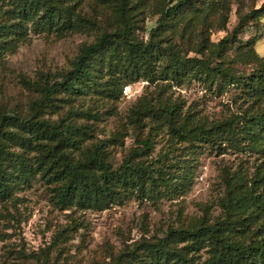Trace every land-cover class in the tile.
<instances>
[{
	"label": "rangeland",
	"instance_id": "rangeland-1",
	"mask_svg": "<svg viewBox=\"0 0 264 264\" xmlns=\"http://www.w3.org/2000/svg\"><path fill=\"white\" fill-rule=\"evenodd\" d=\"M178 1L126 0L133 38L147 43L154 32V41L163 48L171 45L181 57L210 59L232 79L207 78L196 70L174 76L166 69L167 56H160L144 76L145 69L112 65L105 57L93 67L96 87L81 95L57 92L43 102V90L61 81L83 47L123 27V0H65L62 5L70 10L58 17L59 22L44 29L26 21L20 33L4 39L0 119L6 114L28 120L37 113L40 120L53 124L66 121L75 126L78 142L59 152L73 163L101 146L113 169L131 156L161 171L165 181L160 186L147 183L142 190L123 189L106 207L85 209L75 201H59L57 188L63 180L54 173L61 167L48 171L46 158L55 141L45 139L29 147L12 143L10 151L32 170L22 175L19 162H7L13 183L10 197L0 200V264H115L122 253L143 240L163 238L170 229L224 220L229 188L264 190V134L258 135L257 148L242 134L249 118L264 113V90L250 81L263 73L264 0H194V7L163 22L162 12ZM22 3L0 0V21L20 23L17 5ZM229 38L221 55L211 59ZM121 44L125 48L122 40ZM39 102L40 108L35 105ZM168 106L177 107L172 119L179 135L172 132L164 113ZM145 109L153 113L136 117ZM221 124L226 125L210 135L197 131ZM251 213L245 227L228 226L224 237L246 245L257 240L264 244V209L252 207L242 216ZM191 256L195 264H220L211 261L210 248Z\"/></svg>",
	"mask_w": 264,
	"mask_h": 264
},
{
	"label": "trees",
	"instance_id": "trees-1",
	"mask_svg": "<svg viewBox=\"0 0 264 264\" xmlns=\"http://www.w3.org/2000/svg\"><path fill=\"white\" fill-rule=\"evenodd\" d=\"M17 1H23L22 4L17 5L19 10L16 19L21 21L20 23L0 21V50L3 48L4 39L20 33L21 27L26 21L36 23L38 27L46 29L59 22L58 17L67 15L70 10L62 5L65 0H59L58 4L55 3L56 0ZM123 2L120 6L119 17L123 27L114 33L103 35L96 43L83 47L75 59L72 69L61 76V81L55 82L43 90V102L49 100L57 92L81 95L89 91L90 88L96 87L95 82H92L93 67L97 61L104 60L105 57L112 65L126 63L127 67L131 66L133 69H145L147 72L144 76L152 70L155 63L160 61V56H167L166 69L174 76H182L183 73L196 70L197 75L205 74L207 78L232 79L233 76L227 70L220 67L219 64L213 65L214 62L210 59L181 57L171 45L163 48L159 41H154V32L147 43L135 40L132 36L134 26L130 25L126 15V0ZM194 6V0H179L175 6L162 12L163 22L174 18L185 8ZM261 9L253 12L252 15H256ZM10 13L7 12V14ZM239 28L235 31L236 33ZM121 40L124 42L125 48L122 47ZM229 42L230 38L224 39L219 45V50L211 55V59L220 56L222 48H225ZM160 50L163 52H159ZM260 68L263 73L253 75L250 81L257 85L258 89L264 90V61ZM43 102L35 105L40 108ZM35 109L37 108L35 107ZM177 112L175 106L164 108L172 132L179 135L180 130L175 127L172 119ZM148 113H153V111L151 109L138 111L136 117L145 116ZM36 115L24 120L20 117L11 118L5 114L0 119V200L10 197V183H13V176L9 165H7L8 161L15 159L19 162V173L22 175L30 173L32 170V167L21 156L10 151L11 144L19 143L29 147L34 142L45 139L57 143L54 148L48 151L46 158L50 161L47 166L48 171L61 167V170L56 171L54 175L63 180L57 188L58 198L62 203L75 201L77 205L85 209L103 208L114 199H118L123 189L139 188L142 190V187L147 183L160 186L159 183L165 181L161 171L137 163L131 156L119 168L113 169L111 164L106 161V156L102 154L103 147L101 146H95L93 150L87 152L82 161L73 163L68 154L59 152V150L76 145L78 141L75 137V126L66 124V121L60 122L59 125L53 124L46 120H40ZM224 125L226 124L208 130L197 128V131L201 135H210L213 129H220ZM242 129L243 139H247L249 144L254 145L255 148L261 147L257 143V137L264 134V113L249 118ZM180 137L182 136L180 135ZM149 148L150 142L145 143L143 149ZM41 163V166H46L44 161ZM154 171L158 172V176L153 174ZM228 191L227 198L223 202L226 212L224 220H218L214 225H201L193 229H170L165 237L155 241L143 240L131 250L122 253L115 260V264H195L194 257L191 255L204 248H210L211 261H215V263L264 264V244L260 241L257 240L246 245L224 237L226 227L238 228L247 225L253 213L243 217V212L252 207L259 210L264 209V190L261 193H256L252 188L239 192V186H235L229 188ZM263 228L264 225L261 226V229ZM180 243H185V246L180 247Z\"/></svg>",
	"mask_w": 264,
	"mask_h": 264
}]
</instances>
